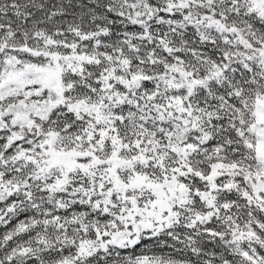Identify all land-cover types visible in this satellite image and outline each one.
<instances>
[{"label": "snow or ice", "instance_id": "1", "mask_svg": "<svg viewBox=\"0 0 264 264\" xmlns=\"http://www.w3.org/2000/svg\"><path fill=\"white\" fill-rule=\"evenodd\" d=\"M0 264H264V0H0Z\"/></svg>", "mask_w": 264, "mask_h": 264}]
</instances>
